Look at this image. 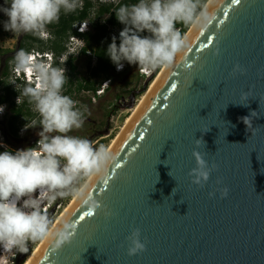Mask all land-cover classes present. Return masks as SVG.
Masks as SVG:
<instances>
[{
    "label": "water",
    "instance_id": "1",
    "mask_svg": "<svg viewBox=\"0 0 264 264\" xmlns=\"http://www.w3.org/2000/svg\"><path fill=\"white\" fill-rule=\"evenodd\" d=\"M216 15L114 142L119 158L91 188L103 210L74 201L61 217L77 223L71 243H42L29 264H264V0H224ZM193 151L216 166L202 186ZM137 229L145 250L129 256Z\"/></svg>",
    "mask_w": 264,
    "mask_h": 264
},
{
    "label": "clouds",
    "instance_id": "2",
    "mask_svg": "<svg viewBox=\"0 0 264 264\" xmlns=\"http://www.w3.org/2000/svg\"><path fill=\"white\" fill-rule=\"evenodd\" d=\"M223 2L137 0L122 4L115 10V17L123 28L119 37L112 36L106 55L117 71L123 70L125 63L136 65L139 72L147 75L171 70L191 43L177 25L204 34L217 20L216 9ZM4 4L7 6H0V13L7 17L2 22L4 31L47 39L48 26L57 23L62 12L68 14L81 8L82 0H4ZM212 54L219 55V47ZM51 60V55L45 60L39 53L24 49L11 60L14 77H27L23 86L13 79L15 90L19 89L17 103L25 99L36 114L22 131L37 127L41 130L36 132L38 140L33 147L10 150L0 143V148L5 149L0 151V256L26 254L28 245L37 242L47 243L54 250L71 243L77 223L69 216L57 221L46 209L58 200L70 199L88 209L85 215L103 210L92 194V184L104 181L119 158V153L107 145L94 146L91 140L70 134L83 127L87 109L64 94L66 69L53 66ZM233 71H241L240 66ZM3 111L0 106V113ZM242 119L248 127L251 118ZM200 144L201 139H196L197 148ZM192 155L197 166L189 174L193 177L191 183L202 186L216 166L210 168L198 151ZM227 195L228 189L224 188L221 197ZM140 235L137 229L128 237L129 256L145 250Z\"/></svg>",
    "mask_w": 264,
    "mask_h": 264
},
{
    "label": "rangeland",
    "instance_id": "3",
    "mask_svg": "<svg viewBox=\"0 0 264 264\" xmlns=\"http://www.w3.org/2000/svg\"><path fill=\"white\" fill-rule=\"evenodd\" d=\"M121 1L122 0H119L115 3H100L118 5ZM82 6H84V0H82ZM6 19L7 17L0 20V64L5 59V53L15 52L18 40L21 36H14L11 32L4 31L2 22ZM106 19L107 17L103 18L101 22L106 21ZM91 20H93V17ZM91 20L87 21V29H89V31L91 30V26L93 24V21ZM78 25L79 24L74 26V31L77 34H70L69 38L67 40L65 39L64 41L58 39L52 32L48 31L50 34L48 38H41L44 46L40 48L35 44L30 46L28 45V52L39 53L40 58L45 60H47L46 54L51 55L52 60L50 63L56 67H64L66 69V76L68 79L70 72L68 63L70 60L74 59L73 65L77 67V70L73 76V91L71 94L68 93L70 87L67 81L64 87V94L66 89V95L75 100L79 107L82 109H87V111L83 127L79 130H74L70 134L87 138L93 142L94 146L103 144L111 148L112 144L121 133L123 127L126 125L128 118L132 116L133 110L141 104L143 97L147 94L150 86L160 71L158 70L151 75H147L139 72L136 65H128L127 67V64H125L123 70L116 71V75L111 80L103 81L102 78H96L93 80L97 87L100 85L99 90H102L103 87H105V83L108 82V88L101 97L96 96L97 92L95 94L93 92L87 91L78 92L76 90L77 86L80 83H83L84 79L89 78L90 72L88 70V63L91 59L90 53L83 55V51L86 48V43L80 36L86 34L88 31L78 33ZM119 32L120 30L116 28L112 31V35L118 37ZM56 43L65 47V51L59 59L55 56V52L53 51V46ZM95 66L96 61L95 59H92V67ZM8 73L9 76L6 79L14 91L16 90L15 86L13 85V79H15L16 84L21 86H23L24 82L27 80V77L23 75L21 77H14L12 65H10ZM1 78L2 76L0 79ZM16 92L18 93L19 89H17ZM20 101L21 102L18 103L19 105L22 102L27 103L25 99H21ZM28 106L31 115L23 120L24 125L27 123L30 124L32 115H34L31 106L29 104ZM3 115L4 111L3 113H0V118L3 117ZM40 130V128L36 130L27 129L26 131H23L21 134H19V139L17 141L7 140L0 130V143L6 145L10 150H18L30 147L38 140L36 132ZM4 150V148H0V151ZM72 202L73 201L70 199L58 200L56 204L52 205L46 210L49 216L55 218V220L58 221L64 214V211L72 204ZM40 243L41 242H37L33 247H29L28 245L30 250L28 253H17L14 258L12 254L0 256V264H26L32 253L39 247ZM1 251L0 254H2Z\"/></svg>",
    "mask_w": 264,
    "mask_h": 264
},
{
    "label": "trees",
    "instance_id": "4",
    "mask_svg": "<svg viewBox=\"0 0 264 264\" xmlns=\"http://www.w3.org/2000/svg\"><path fill=\"white\" fill-rule=\"evenodd\" d=\"M136 2L137 0H122L118 5H114L102 4L96 0H84V6L81 11L76 10L68 14H64L62 12L59 21L48 26V31L52 32L58 39L64 41L65 39L67 40L69 38L70 34H77L74 31L75 25L89 21L93 17V20H91L93 21L91 30L84 35H80L86 43V48L83 51V55L90 53L91 59L88 63V70L90 72L89 78L84 79L83 83H80L77 86L76 90L78 92L87 91L93 92L95 94L99 90L100 85L97 87L96 83L93 81L94 79L102 78L103 81H108L116 75V68L106 55L107 47L111 43L112 31L116 28L121 31L123 28V25L118 23L116 20L115 10L122 4H131ZM105 17H107L106 21L101 22V20ZM177 28L181 30L184 35L189 30L183 25H177ZM24 41H26L29 46L33 44L40 48L44 46V43L41 41V39L30 34L25 36ZM117 43H119V40H117ZM40 50L43 51L42 49ZM53 51L57 53H63L65 51V47L56 43L53 46ZM92 59H95L96 61L95 67H92ZM73 61L74 59L70 60L68 63L70 68L68 79V84L70 87L68 91L69 94H71L73 91V76L77 70V67L73 65ZM8 76L9 73L7 71L3 74L2 78L6 79ZM4 101L5 99H1L0 103ZM22 114H24V112L21 110L17 112V116ZM12 138L19 139V135L15 133L12 135ZM35 144L36 143H33L30 147L35 146ZM35 244H29V247H33Z\"/></svg>",
    "mask_w": 264,
    "mask_h": 264
},
{
    "label": "flooded vegetation",
    "instance_id": "5",
    "mask_svg": "<svg viewBox=\"0 0 264 264\" xmlns=\"http://www.w3.org/2000/svg\"><path fill=\"white\" fill-rule=\"evenodd\" d=\"M27 34H21L15 52L5 53V59L0 64V77L10 69L11 60L14 57L15 53L24 49L28 51V44L24 41V38ZM41 39V38H39ZM55 56L59 59L63 53H54ZM9 58V59H8ZM18 93L12 89L8 84L7 79H0V100L5 99L4 102L0 103V106L5 107L4 115L0 118V130L7 140L17 141L18 139L12 138V135L17 133L21 134L23 127L25 126L23 120L31 115V112L28 109V103L22 102L20 105L17 103ZM66 95V89H65ZM21 102V101H20ZM21 110L24 114L17 116V112ZM36 118V114L32 115V119ZM37 128H30L29 130H36Z\"/></svg>",
    "mask_w": 264,
    "mask_h": 264
},
{
    "label": "bare ground",
    "instance_id": "6",
    "mask_svg": "<svg viewBox=\"0 0 264 264\" xmlns=\"http://www.w3.org/2000/svg\"><path fill=\"white\" fill-rule=\"evenodd\" d=\"M190 32H191V30H189L188 33H186L185 35L188 36ZM162 72H163V71H160L159 74L156 76V78H155L154 82L152 83V85L150 86V88H149L147 94L143 97L141 104L143 103V101H144L145 98L147 97L148 93L150 92V90L152 89V87L154 86V84L156 83V81L158 80V78H159V76L161 75ZM68 85H69V84H68ZM141 104H140L136 109L133 110V114H132V116H131L130 118H128V120H127V122H126V125L123 127V129H122L121 133L119 134V136H120V135L122 134V132L125 130V128H126L127 125L129 124V122L131 121V119L133 118V116L135 115V113L137 112V110L139 109V107L141 106ZM119 136H118V137H119ZM118 137H117V138H118ZM117 138H116V140H117ZM116 140H115V141H116ZM115 141H114V142H115ZM113 144H114V143H113ZM113 144H112V146H113ZM111 148H112V147H111ZM73 202H74V201H73ZM73 202H72V203H73ZM71 205H72V204H71ZM71 205H70V206H71ZM70 206H69V207H70ZM69 207H68V208H69ZM67 210H68V209H66V210L64 211V214H65V212H66ZM64 214H63V215H64ZM63 215H62V216H63ZM60 219H61V217H60ZM60 219H59V220H60ZM59 220H58V221H59ZM41 244H42V242L40 243L39 247L41 246ZM39 247H38V248L32 253L31 257H30L29 260L26 262V264H29V262L31 261V259L33 258V256H34V255L36 254V252L38 251ZM1 253H2V251H1ZM7 254H8V253H7ZM7 254H4V255H7Z\"/></svg>",
    "mask_w": 264,
    "mask_h": 264
},
{
    "label": "built area",
    "instance_id": "7",
    "mask_svg": "<svg viewBox=\"0 0 264 264\" xmlns=\"http://www.w3.org/2000/svg\"><path fill=\"white\" fill-rule=\"evenodd\" d=\"M97 2H113V3H115V2H117V1H119V0H96ZM82 8H83V6L81 7V8H78L77 10H82ZM87 25H88V23H87V21L86 22H84V23H81V24H79L78 25V28H77V32L78 33H81V32H89V29H87ZM113 36V35H112ZM47 55H49V54H46V57H47ZM117 71V70H116ZM108 88V82L107 83H105V87H103V89L102 90H98L97 91V95L96 96H98V97H101L103 94H104V92H105V90Z\"/></svg>",
    "mask_w": 264,
    "mask_h": 264
},
{
    "label": "snow or ice",
    "instance_id": "8",
    "mask_svg": "<svg viewBox=\"0 0 264 264\" xmlns=\"http://www.w3.org/2000/svg\"><path fill=\"white\" fill-rule=\"evenodd\" d=\"M232 3L233 4H239L240 3V0H232ZM225 16H227V10H225V13H224ZM221 23H224V21H221ZM119 167V165L117 166ZM92 214L89 213L87 216H91Z\"/></svg>",
    "mask_w": 264,
    "mask_h": 264
}]
</instances>
